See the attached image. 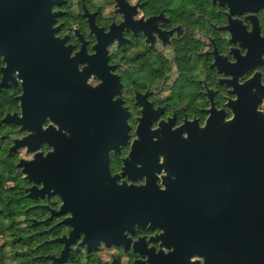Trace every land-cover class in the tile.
<instances>
[{
    "label": "flooded vegetation",
    "instance_id": "flooded-vegetation-1",
    "mask_svg": "<svg viewBox=\"0 0 264 264\" xmlns=\"http://www.w3.org/2000/svg\"><path fill=\"white\" fill-rule=\"evenodd\" d=\"M85 86L96 114L78 126ZM238 102L264 114V0H0L4 186L26 203L39 264H236L230 233L205 232L220 213L205 214L204 196L169 212L181 225L139 227L120 221V185L166 190L173 165L150 144L231 121ZM141 120L149 146L130 156ZM35 154L32 182L20 162Z\"/></svg>",
    "mask_w": 264,
    "mask_h": 264
},
{
    "label": "water",
    "instance_id": "water-1",
    "mask_svg": "<svg viewBox=\"0 0 264 264\" xmlns=\"http://www.w3.org/2000/svg\"><path fill=\"white\" fill-rule=\"evenodd\" d=\"M86 91L91 92L86 86L78 88V126L90 123L83 119L82 114H96L86 101ZM233 112V120L221 123L219 118L210 119L203 130L187 140L179 139L172 143L173 140L170 142L163 135L152 142V147L163 152L164 162L173 165L169 169L165 167V172L176 181H170L166 190L158 189L149 178L145 185L139 187L121 184L120 221L139 227L147 223L150 227L161 226V221L167 224L171 220L181 225L180 216H170L169 212H180L185 196L202 195L205 197L201 203L205 214L207 210L220 213L219 218L206 216L202 219L203 226L211 230L205 232H214L212 235L216 236H228L230 233V241L235 244L236 264H264V114L256 111L254 105L240 102L233 107ZM126 115L120 103V146L127 141ZM79 130L86 131L78 127ZM149 130L148 124L141 120L137 129L138 139L132 145L130 156L149 146V143L144 145ZM36 138L35 134L16 140L10 152L29 146L30 141ZM77 139L84 141L86 138L77 135ZM169 148H176L179 152H167ZM35 149L28 147L31 152ZM156 161L157 158L152 159L153 163ZM37 162L36 154L33 160L20 162L24 166L23 174H27L32 182L37 181V169L34 167ZM30 197H36V194H30ZM35 224L36 221L32 220V226Z\"/></svg>",
    "mask_w": 264,
    "mask_h": 264
},
{
    "label": "trees",
    "instance_id": "trees-1",
    "mask_svg": "<svg viewBox=\"0 0 264 264\" xmlns=\"http://www.w3.org/2000/svg\"><path fill=\"white\" fill-rule=\"evenodd\" d=\"M0 147V238L5 239V245H0V264H8V261L16 264H39L35 259L37 253L33 250L35 238L30 237L31 230L27 232L24 226L26 218L29 217L25 211L26 203L19 197L17 187L10 195L4 186L9 180L3 166L5 153L2 145ZM5 249H8V252H5Z\"/></svg>",
    "mask_w": 264,
    "mask_h": 264
},
{
    "label": "rangeland",
    "instance_id": "rangeland-1",
    "mask_svg": "<svg viewBox=\"0 0 264 264\" xmlns=\"http://www.w3.org/2000/svg\"><path fill=\"white\" fill-rule=\"evenodd\" d=\"M1 145H2V148H3V144H1ZM3 151H4V148H3ZM0 245H2V246L5 245V239H3L2 237L0 238ZM5 252H8V249H5ZM8 264H16V262L8 261Z\"/></svg>",
    "mask_w": 264,
    "mask_h": 264
}]
</instances>
